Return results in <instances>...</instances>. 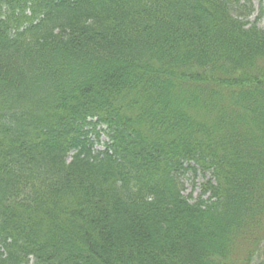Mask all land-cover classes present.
Segmentation results:
<instances>
[{"label": "trees", "instance_id": "16d2710c", "mask_svg": "<svg viewBox=\"0 0 264 264\" xmlns=\"http://www.w3.org/2000/svg\"><path fill=\"white\" fill-rule=\"evenodd\" d=\"M254 1L0 0V264H264Z\"/></svg>", "mask_w": 264, "mask_h": 264}, {"label": "rangeland", "instance_id": "374dc122", "mask_svg": "<svg viewBox=\"0 0 264 264\" xmlns=\"http://www.w3.org/2000/svg\"><path fill=\"white\" fill-rule=\"evenodd\" d=\"M255 11L249 16V20L251 22H256L259 25H264V15L260 19L257 18V14L260 11H264V0H255L254 1ZM106 137L104 133L101 134V139L104 140ZM209 177V176H206ZM184 181L186 184V190L185 193L187 195L192 194L193 198H197L200 195V183L204 180V176L199 173L197 176H195L192 172H188L184 176Z\"/></svg>", "mask_w": 264, "mask_h": 264}]
</instances>
